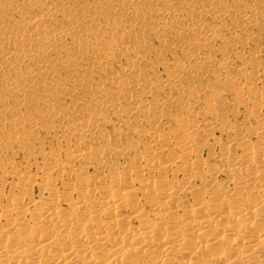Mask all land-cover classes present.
<instances>
[{
    "label": "bare ground",
    "instance_id": "obj_1",
    "mask_svg": "<svg viewBox=\"0 0 264 264\" xmlns=\"http://www.w3.org/2000/svg\"><path fill=\"white\" fill-rule=\"evenodd\" d=\"M185 1L15 0L0 22V96L17 100L0 116V163L63 118L52 102L30 113L26 79L116 74L75 93L91 109L71 115L74 145L62 131L48 168L11 171L22 181L0 193V264H264V0ZM153 90L168 92L149 118ZM110 107L138 117L123 143L99 128Z\"/></svg>",
    "mask_w": 264,
    "mask_h": 264
},
{
    "label": "rangeland",
    "instance_id": "obj_2",
    "mask_svg": "<svg viewBox=\"0 0 264 264\" xmlns=\"http://www.w3.org/2000/svg\"><path fill=\"white\" fill-rule=\"evenodd\" d=\"M193 1L200 2L197 4L198 7L205 6L207 4L206 2H203L204 0H193ZM185 2L189 3L187 0ZM13 5H15V0L14 1L12 0L11 6L8 9H4L2 10V12H0V22L1 23L9 21V20L13 21L17 18V16L11 17V15L9 14L10 11L12 12ZM199 18L207 19L206 17H203V16H199ZM199 18L194 17V21ZM237 34L241 37L242 36L244 37V35H246V32L238 31ZM159 59H160L159 66L154 68V70L157 71V74L164 79L162 75V67H161L164 64V62L160 57ZM149 61H150L149 64L155 63L156 59L152 58ZM148 62L141 64L140 66H138V68L142 69L143 66L146 67V64ZM112 64L111 66L107 65L106 67L102 65L101 66L95 65L88 72L77 71L73 73L72 78L74 80L79 79L78 82H73L74 84H72V79H70L71 78L70 77L71 75H69L70 73L64 70L58 72L54 76H52L51 73H48V75H46L43 79L44 85H45L44 88L40 87L41 84H39V80L37 78L31 77L29 79H26L27 82L24 84L25 85L24 87L26 88V90L25 92L22 93V96H25V100L31 101L32 112L30 113L34 114L35 112H39V111L44 112L45 110H48V105L49 103L52 102L53 105L58 106L56 107V109L60 112L63 118L60 119L58 117L59 120L54 121L55 128L51 130L49 133L40 129L38 134L36 135L37 141L35 142V144H31L29 142L27 146H25L24 148H19L17 145H13L10 149H8L7 153L8 155L11 156L13 163L7 164V165L0 163V193L3 192V194L6 196L11 191L15 183H20L22 181V179H20V176L11 174V171L13 169L22 170V168H24L26 164L28 163L31 165L30 174L34 175L38 167H43L46 165L45 167L48 168L50 164V161L44 159V156L42 154L43 152H45L46 150H49L50 148L57 150V151H62L65 148V141H68L70 142L71 145H74V141L68 138V133H67L69 121L72 119L71 115L75 114V118L81 119L80 116H78V114H82L86 110H90L91 108L87 104L86 105L78 104L77 106H72L71 100L74 99L75 101H78L77 99L78 95L75 94L78 89L83 90V92L86 94L87 91H93V89L97 87V84L106 83L107 77L112 78L116 74L115 73L116 65H112ZM151 66H154V65H151ZM35 67L36 66L34 65V63L33 64L30 63L28 65V68L26 66L25 69H28L31 72L35 70ZM10 76H11V73L9 74V76L6 77L7 81H11ZM200 76L202 79L201 84H204V86L207 85L205 84L207 81V79L204 78L205 75L202 74L201 72ZM110 85L111 84L107 83L106 87H110ZM167 92L168 91L153 90L151 91L150 95L146 96L145 102L148 104V107H150L149 118H151V116L153 114H156L157 112L158 106L155 105L156 98L162 97ZM140 93L141 92H139V90L137 91L135 90V93L133 94L134 99L129 104V107L134 106V103H136V101L138 100L137 96H139ZM51 95H55L56 97H52ZM203 97H204L203 95L200 96V98H203ZM110 99L111 98L108 97V100ZM16 104H17V100H14L9 95L8 91H6L5 94L0 96V116L3 115V109L16 108ZM30 113L23 111L22 115L23 117H27ZM113 113H114V108L112 107H110L108 111L102 112L101 117L97 119L98 123H100L99 128H102L104 130V134H107L108 136H110L111 139L113 137H115V139L119 138L121 143H123L124 137H122L121 134L118 135V133L122 132L125 126L127 125L129 126L130 129L134 128L135 127L134 125L137 123L136 121L138 117L134 115L124 114L123 116H121V118H119V117H116ZM85 115H87V113H84L82 115L83 119L86 118ZM7 118L8 117H5V119ZM103 122H108V123H103ZM62 131H64L63 134H66L65 141H63V138L60 134ZM99 136L100 135L96 132L94 137H92V139L89 138L88 141L89 142L90 141L99 142L100 141ZM50 138L53 139L52 143H50ZM82 141L84 145L87 144L85 138H82ZM111 148L112 146L109 147V149ZM31 155L32 157H30V159H26V157H29ZM132 157L133 155L132 156L130 155L127 157V159H130ZM112 160H115V159L112 158ZM119 160L120 162L123 161V159L121 158ZM90 173H92V171H90ZM8 195L7 197H5L4 203H6V200L8 199Z\"/></svg>",
    "mask_w": 264,
    "mask_h": 264
}]
</instances>
